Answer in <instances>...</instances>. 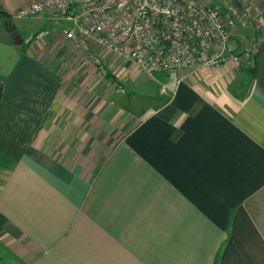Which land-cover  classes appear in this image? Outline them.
<instances>
[{"label": "crops", "instance_id": "crops-1", "mask_svg": "<svg viewBox=\"0 0 264 264\" xmlns=\"http://www.w3.org/2000/svg\"><path fill=\"white\" fill-rule=\"evenodd\" d=\"M250 1L261 28L231 40L240 55L237 38L260 37L247 72L242 55L172 77L54 30L31 51L19 21L61 19L0 0V264H264V0Z\"/></svg>", "mask_w": 264, "mask_h": 264}, {"label": "built area", "instance_id": "built-area-1", "mask_svg": "<svg viewBox=\"0 0 264 264\" xmlns=\"http://www.w3.org/2000/svg\"><path fill=\"white\" fill-rule=\"evenodd\" d=\"M77 5L82 8L74 11ZM44 12L72 22V29L61 31L67 40L91 38L104 52L132 60L150 76L237 64L242 55L230 41L239 25L261 28L250 0H33L12 17L37 18ZM259 40L243 56L253 58ZM93 61L104 77L101 60Z\"/></svg>", "mask_w": 264, "mask_h": 264}, {"label": "rangeland", "instance_id": "rangeland-1", "mask_svg": "<svg viewBox=\"0 0 264 264\" xmlns=\"http://www.w3.org/2000/svg\"><path fill=\"white\" fill-rule=\"evenodd\" d=\"M19 23H21L25 28H29V29L31 28L32 30H34L32 36L25 40V45H29L31 51L42 50L44 48V45L48 42V40H46V37L48 36L50 31L54 30L53 33H55L56 31V33L60 34L63 28L68 26L67 22L64 20H56L53 23H51V27H52L51 29L50 26L48 27L50 21H46L45 23L38 24L39 23L38 20L23 19L20 20ZM234 42L236 43L238 50L242 51V53H244L243 51L245 50H251L253 46L251 39L247 40V39L237 38ZM231 45H232V41L230 46ZM251 60L252 58L249 59L246 58L245 56H242L241 64L243 68L246 70V72H247V67L250 65ZM155 92H157V90H155ZM143 96L146 97V94H144ZM150 103L152 104L154 102L151 101Z\"/></svg>", "mask_w": 264, "mask_h": 264}, {"label": "trees", "instance_id": "trees-1", "mask_svg": "<svg viewBox=\"0 0 264 264\" xmlns=\"http://www.w3.org/2000/svg\"><path fill=\"white\" fill-rule=\"evenodd\" d=\"M3 13L0 12V15H2ZM5 15V14H4ZM5 21L7 22V25L10 26L11 24V21L7 19H5ZM240 55H243V54H240ZM254 58V56H253ZM252 63H253V60H252ZM249 72H250V78L253 79L254 78V65L252 64V67L249 68Z\"/></svg>", "mask_w": 264, "mask_h": 264}, {"label": "water", "instance_id": "water-1", "mask_svg": "<svg viewBox=\"0 0 264 264\" xmlns=\"http://www.w3.org/2000/svg\"><path fill=\"white\" fill-rule=\"evenodd\" d=\"M0 99H1V88H0Z\"/></svg>", "mask_w": 264, "mask_h": 264}]
</instances>
